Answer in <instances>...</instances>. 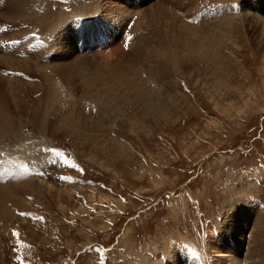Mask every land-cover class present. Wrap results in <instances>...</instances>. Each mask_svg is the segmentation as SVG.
<instances>
[{
  "label": "rangeland",
  "instance_id": "obj_1",
  "mask_svg": "<svg viewBox=\"0 0 264 264\" xmlns=\"http://www.w3.org/2000/svg\"><path fill=\"white\" fill-rule=\"evenodd\" d=\"M157 1L141 2L149 21L153 18L147 6ZM232 2L239 16L228 24L237 30L240 22L245 24L234 38L228 31L224 34L231 17L220 11L231 5H213ZM168 3L173 15L178 10L189 16L197 7L204 11L196 12V19L203 13H221L203 23L211 28L198 36L209 46L199 43V48L188 49L170 43V62L150 61L146 80L144 74L137 75L131 88L121 85L123 90L111 101L88 102L85 112L102 127L93 137L100 136L106 146L68 132L60 122L63 113L54 111L58 106L42 116L39 125L36 121V128L27 122L13 136L0 138L5 156L18 155L24 161L27 150L46 158L44 165L36 162L33 171L30 166L25 172L37 183V191L16 197L19 208L12 205L8 217L0 219V264H183L180 258L190 264H264L260 250L255 257L262 258H254V263L249 259L257 235H264V0ZM245 10L256 17L245 19ZM95 20L87 24L99 27L101 19ZM19 28L12 27L9 34ZM211 32L217 37L209 42ZM110 37L112 47L118 44L115 54L104 53L102 60L90 53L85 60H118L124 66L126 57L119 54L130 51L132 40L124 50L121 36ZM157 38L163 45L165 38L172 40L153 34L151 51L160 48ZM155 54L167 53L150 55ZM136 65L141 67V62ZM121 120L127 129L119 134L115 127ZM4 160L0 172L5 171ZM197 232H206V240ZM173 241L188 242L196 252L201 249V259Z\"/></svg>",
  "mask_w": 264,
  "mask_h": 264
},
{
  "label": "bare ground",
  "instance_id": "obj_2",
  "mask_svg": "<svg viewBox=\"0 0 264 264\" xmlns=\"http://www.w3.org/2000/svg\"><path fill=\"white\" fill-rule=\"evenodd\" d=\"M67 1L68 3H66V0H0V138L4 136H13L17 130H21L25 127L27 122L33 123V126H31L36 128L37 124L39 125L38 121L42 120L41 117L45 116L52 108L58 106V108H55L54 111H60L63 113L60 116V122L63 127L68 128V132L70 131V133L75 134L76 137L79 135V137L81 136L83 139L87 137L89 141L91 140L90 143H92V145H100L103 140H99L100 136L99 138L97 137V139H94L93 135H96L95 130H100L102 127L101 124L94 122L93 119L89 117L87 112H85L87 110L88 102L92 103L94 100L97 102H105L107 100L111 101L118 92L123 90L122 88L120 90L121 85L124 84L125 86L126 84L131 88V83L135 82L134 77H138L140 74H144L146 80L147 65H150V61L155 64V62L161 58V61L170 62V56H172V50H174V48L171 50L172 44L170 45V43L183 44L188 49H190L191 46L195 47V45L199 48V43L203 44L205 48L209 46V44L205 46L203 43L206 39L201 40L198 36L200 32L205 34V32L211 28L207 26V24L205 26L203 24L208 22L210 18L202 19L199 23H197H202V25H200L201 27L199 26L193 28L194 25L190 27V25H188L189 23L187 24L186 21L181 18V15H178L176 12L174 15L172 14L170 11L172 4L168 3V0H163L164 2L162 3L160 2L161 0H156V5L149 4L147 6L148 8L146 7L148 14H151L153 18L150 19V21L146 18L144 13L142 14V12H144L142 10L145 6V4H141L143 0H140L139 2H135L134 0H75L76 3L72 4V8H70V2H73L74 0ZM149 1L150 0H146L148 3ZM7 2L9 3L7 4ZM227 9L232 10L233 7ZM227 9L220 11L228 12ZM84 11H94L89 15H93L92 17H86V19H84H88L85 24L94 19L97 21L100 18L101 23L99 27L97 23H95V26L87 24V27H84V24L80 23L79 28L74 27L75 17L82 15V12ZM249 11L245 10L243 13L245 19L256 17L252 13H249ZM96 13H99L98 16L95 15ZM134 15L137 17L132 28L133 39L130 44V51L127 53L128 56L127 54H122L123 52L119 54L120 58H123L124 56L126 57V61L124 60V66H120V61L118 62V60H113L114 62L109 61L108 64L105 62L98 63V61L88 62L85 60L87 58L84 57L88 54L78 53V48L75 43L76 39H78V34H80L84 39L88 36L92 38L96 27L100 29V26L105 24L106 26L110 25L107 26L109 28H114L112 36H118V33L121 34L123 32V30L127 27L129 20ZM229 15L228 17L231 18H226L227 20L225 21V24L226 22L228 24L229 20L233 24L235 21L232 20L238 18L239 16L238 14H231L232 16ZM257 19L261 20L259 18H256V20ZM77 21L82 20L79 19ZM238 21L237 24H239ZM223 24L224 23L222 22V25ZM21 25H23L24 28H19ZM217 25L221 24L218 22ZM234 25H236V23ZM244 25L240 22L238 27L239 30L241 28L242 31ZM12 27L19 29L17 32L9 34L8 30ZM155 27L158 32L154 31L156 30ZM224 27L229 28L228 30L225 28L226 32L224 33L227 34L228 31L229 37L231 36L234 38L235 34L240 33L234 26L230 27V24L226 26L224 25ZM221 30L223 29L221 28ZM214 32H211V34L208 33L207 37L209 42H211V39L215 40L217 37V35L214 37L212 34ZM26 33H33V35L24 37ZM45 33L49 35L45 36ZM157 33L168 37L170 36L172 40L169 42L165 38V45H163V43L157 38L156 41L160 45V48H162H157L158 52L167 54H155L151 56L150 54L152 52L156 51L157 53V50L151 51V37L153 34L157 35ZM219 33L221 34L222 32ZM191 34L193 37H191ZM221 36L223 37V35ZM238 37H241V35H238ZM32 39H35L37 44L42 41L47 43V50L44 51L45 54L50 53V57L47 61L43 62L40 60L44 57L41 51L29 56H18L17 53L13 54L12 52L5 51L7 49L15 50L18 47L17 43H21V49L19 48V51H22V48L25 47V43L28 44ZM4 45H7V47ZM71 45L73 46V50H71V48L69 49ZM111 45L112 43L107 46V51L102 49V51H94L93 54L96 57L98 55L102 56L106 52L108 54L111 53L109 55L112 56L118 44L114 43L113 47ZM109 55H107V57ZM103 56L101 58L102 60H105L106 58L103 59ZM84 60L88 63L86 64ZM139 62H141V67L136 65L139 64ZM109 69L113 70L109 71ZM84 71L85 74H83ZM104 71L107 72L103 73ZM17 73L20 74L21 77L16 76L15 74ZM58 85L60 86L57 88ZM82 85L85 86L83 87ZM125 91L128 90L125 89ZM83 111L87 114V116H84L86 114H84ZM122 118L124 117L122 116ZM124 119L122 120L124 121ZM115 120H117V118ZM122 120L121 122L116 123L115 128L117 129H115V131L118 130V133L119 131L125 130L124 128L127 129L126 124L124 125ZM36 121L38 122L37 124ZM104 149L107 150L108 148L105 147ZM4 161L1 165L5 168V171L0 172V219H6L8 217L7 215L10 212V207L12 205L19 208V200L15 199L16 197L27 194L26 190H29L30 193L37 191L36 188L38 187L37 183L33 182L32 178L29 179L27 177L25 173L27 169L20 167L17 171L14 167L16 171H13L11 164L7 160ZM53 192L56 191L53 190ZM26 199L28 200L27 197ZM252 229H254V227ZM263 236L262 234H258L256 237L258 244L251 246L252 250L250 251V256H253L249 257L250 260L256 258L255 256H258L257 254H260L258 253V250H260L262 256L264 257ZM260 244L261 246H259ZM183 248L185 250V247ZM178 249L179 247H177V250ZM205 251L209 252V250ZM217 251L218 250H216V252ZM209 253L212 254V251ZM225 255L226 254H224V256ZM219 256L220 254L218 255V258H220ZM260 260L262 261V259ZM260 260L258 261L259 263ZM254 262L255 260H253V263ZM143 263L154 264L149 260Z\"/></svg>",
  "mask_w": 264,
  "mask_h": 264
}]
</instances>
